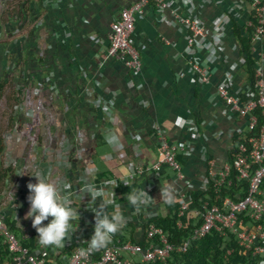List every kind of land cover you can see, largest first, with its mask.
Returning a JSON list of instances; mask_svg holds the SVG:
<instances>
[{
    "label": "built area",
    "instance_id": "obj_1",
    "mask_svg": "<svg viewBox=\"0 0 264 264\" xmlns=\"http://www.w3.org/2000/svg\"><path fill=\"white\" fill-rule=\"evenodd\" d=\"M149 3H153L159 11L168 9L172 19L167 20L174 26L184 29L186 44L182 55L187 56L201 83L210 82L215 60L226 58L225 49L235 25L241 26L244 33L251 28L247 35L251 43L250 50L258 57V63L254 69L253 81L248 82L244 88L245 98L242 99L232 91L231 72L225 74L215 89L225 108L244 120L242 126L233 125L227 132L231 141L235 136L239 139L234 148L232 161L229 162L227 159L220 169H216L215 158L206 155L205 152L201 157L206 161V167L203 169L198 167L195 177L193 174L190 175L181 160L188 157L194 149L203 152L205 148L199 144L201 133L196 122L182 118L179 127L187 131L182 143L171 141L167 130L157 124L146 130V135L157 141L156 157L151 162L144 163L140 160L142 142L136 140L132 143V158L120 150L119 145L115 146L111 153L100 156L103 161L112 159L124 161L126 172L111 176L101 175V169L89 150L88 139H92L90 134L78 128L70 136L62 130L61 122L55 118L52 102L57 98L59 89L55 85L44 84H39L38 88L25 87L22 90V102L10 107V114L16 117L3 132L5 142L3 167L15 168L14 178L7 180L0 201V245L7 244L12 252L10 264H148L155 260H165L174 250H186L189 240L174 244L160 227L152 222L144 223V219L157 215L159 211H165L157 207L156 194L161 195L162 185L168 186L171 183L179 199L178 215H182L189 207V191L205 190L209 185L216 190L232 172L238 179L246 181V192L241 194L238 191L234 196H218L219 200L213 203L204 201L200 210L202 222L194 227L192 237H202L212 229L220 232L229 229L236 231L240 245L253 254L264 256V225L261 222L244 221L245 216L258 221L264 214V123L256 130L258 117L255 112L257 108L264 114V0H133L121 9L119 17L110 22L105 55L119 60L137 76L141 72L142 59L138 45L133 42L132 34L138 14ZM207 6L212 12L208 22H205L196 11H202ZM164 41L168 42L166 39ZM235 44L238 48L236 41ZM42 46L46 48L47 43L42 42ZM194 52H206V55L199 58L194 56ZM237 61L242 64L243 60L240 57ZM46 79L51 78L46 76ZM129 81V85L133 86L131 79ZM141 102L143 105L148 104L147 101ZM115 106L114 102L108 107L110 120H116ZM65 107L67 108V105ZM245 130L248 132L247 135ZM221 132L218 131L215 135L219 136ZM178 154H181V160L178 159ZM47 158H51L50 163L54 161L58 168V174L49 180L67 181L71 184V191L74 194L72 205L80 212L79 226L70 234L71 238L66 240L64 246L71 247L65 261L61 260L64 247H44L38 244L37 249L30 250L23 246L5 220L8 210L15 225L26 237L31 233H37L32 224L24 225L26 211L22 204L29 203L27 185L29 182H36L33 175L37 172L42 173L41 160ZM167 168L174 172L169 183L165 178L159 179ZM88 169H95L91 179L109 192L112 188L109 182L112 180L120 181L121 177L131 174H134L135 181L150 177L148 183H141L138 187L147 190L154 200L147 208L138 212L131 205L127 208L126 205H129L127 201L117 200L119 192L114 188V202L121 205V210L127 218L125 226L134 225L135 240L118 239L117 242H111L108 247L93 251L84 257L80 255V251L87 248L95 224V213L91 209L93 205L88 203L90 196L85 194L82 200L78 198ZM227 182L230 184L231 180ZM120 184L126 186L122 182ZM113 210L112 205L106 209L109 213ZM240 213H243V216H240ZM47 222L46 220L43 223ZM180 223L178 220L179 225ZM35 237L38 243V233ZM143 241L146 242L145 245L142 244Z\"/></svg>",
    "mask_w": 264,
    "mask_h": 264
},
{
    "label": "crops",
    "instance_id": "obj_2",
    "mask_svg": "<svg viewBox=\"0 0 264 264\" xmlns=\"http://www.w3.org/2000/svg\"><path fill=\"white\" fill-rule=\"evenodd\" d=\"M133 0H58L52 8L60 9L46 19L47 26L40 31L41 41L52 47L50 62L55 64V71L46 76L56 81V88H61L68 101L76 102L77 97L87 93V99L78 113L74 114L77 121L87 130L97 127L98 134L106 141L109 133L118 136V143H99L88 139L89 150L99 167L102 163L110 168L113 175L125 173L126 163L112 159L103 161L100 156L111 153L114 147L125 151L133 157L132 143L142 142L140 160L147 163L156 157L157 141L146 135V130L161 125L167 130L171 141L180 144L187 136V131L179 127L182 118L196 122L200 133V143L205 151L194 149L183 159L187 172L195 177L198 167H206L202 153L215 158V168L220 169L227 160L231 150V138L228 130L231 126H242L244 120L236 113L225 108L223 100L216 94V84L227 72L232 73V91L239 97L244 96V88L248 83L233 36L225 49L226 58H217L213 63V73L209 83H201L193 71L187 56L182 55L186 44L184 29L174 26L167 19H172L168 9L157 10L149 3L138 14L132 39L140 49L142 68L140 74L134 75L122 62L108 57L105 49L108 44L107 33L110 22L119 17L124 6ZM60 2V3H59ZM198 12V16L208 22L212 9L207 6ZM50 31V33H49ZM168 40V42L164 41ZM264 47V44H263ZM206 52H194V56L203 57ZM35 77V76H33ZM133 86H130V80ZM102 93L107 96L99 103L105 114L102 120L99 114L89 110L91 97L88 94ZM64 98V97H63ZM65 99V98H64ZM65 99V100H67ZM141 101H147L143 105ZM65 101V111L72 106ZM115 102L114 115L116 120L109 119L108 107ZM108 117V118H107ZM74 118V119H75ZM222 131L219 136L215 133ZM94 136L91 134L90 138ZM107 142V141H106ZM99 156V157H98ZM51 158L41 160L42 174L48 179L58 174V168ZM99 159V163L97 162ZM100 168V167H99ZM174 172L167 168L159 177L169 183ZM141 179L136 185L148 183L150 177ZM158 181V179H157ZM157 207L166 209L160 194H156ZM23 202L26 211L24 225L32 224L27 217L30 203ZM127 208L130 205H126Z\"/></svg>",
    "mask_w": 264,
    "mask_h": 264
},
{
    "label": "trees",
    "instance_id": "obj_3",
    "mask_svg": "<svg viewBox=\"0 0 264 264\" xmlns=\"http://www.w3.org/2000/svg\"><path fill=\"white\" fill-rule=\"evenodd\" d=\"M54 1L57 2L58 0H0V98L1 95L8 92L14 100L11 107L15 103L22 102V90L25 87L38 88L39 84L57 86L54 79H46L47 74L55 71V64L50 62L49 56L53 49L52 47H55V42L51 48H43L40 36V31L48 27L46 19L51 15V11L55 13L60 10L52 8ZM253 19L255 21V18ZM249 31H251V28L248 29V34ZM247 33H244L238 24L232 30V36L237 43L239 55L243 60L242 69L246 73L248 82H252L258 57L250 50L251 43ZM88 95L91 97L89 102L86 101V104L89 105V110L95 114L97 112L102 120L105 114L101 111L99 103L107 96L102 93ZM63 97L65 99L69 98L67 94L64 95V92L60 88L57 98L52 102L55 118L61 122L62 130L72 136L76 129L82 128L88 134L94 136L92 138L94 141H99L97 142V147L99 143L107 144L97 132L99 127L93 131L87 130L74 116V114L78 113V108H81L87 99V93L86 99L85 94H82V97H77L75 103L71 102L72 106L67 111L64 110L63 104L65 101H69ZM241 98L244 99L245 95ZM71 103L69 102L70 105ZM255 112L258 117L257 130L264 123V114L257 108ZM10 115L11 123L16 116L13 114ZM3 132L0 126V201L3 189L7 185V180L14 178L15 171V168L11 166L3 167V154L5 150ZM247 134L248 132L245 130V135ZM237 141H239L237 136L232 138V149L227 158L229 162L232 161ZM177 157L179 160L182 158L181 154H178ZM181 162L184 163L183 160ZM99 167L101 169V175H113L112 170L106 168L104 164L100 163ZM228 180H231L230 184H228ZM139 181L141 180L137 179L134 181L133 186L137 187L136 185ZM115 188L119 192L117 200L127 201L126 195L131 191V188L127 185L122 186L121 184H118ZM246 189V181L244 179H238L234 175V172H232L216 190L212 185H209L205 190L193 189L189 191V207L182 215H178L179 199L175 195V203L171 205L166 203L165 211H159L157 215L144 219V223L152 222L160 227L169 241L174 244L183 240H189L188 246L184 251L174 250L165 260H155L148 264H264V256L262 254H253L239 244L236 231L228 229L220 232L212 229L202 237H192L194 227L200 225L202 222L200 210L202 209V203L204 201H208L209 203L217 202L219 200L217 199L218 196H234V193L238 191L244 194ZM240 216H243V213H240ZM5 220L7 221L9 229L16 235L23 246L28 247L30 250L37 249L39 243H36V232L26 237L22 233V230L15 225V221L12 219L8 210L7 214H5ZM178 220L181 222L180 225L178 224ZM244 221L245 223L261 222L264 225V214L258 221H254L248 216L244 217ZM133 226V224H128L117 232L112 242H117L118 239L120 241L135 240ZM237 227L238 229L240 228V226ZM145 243V241L142 242L143 245ZM70 248L64 247L61 260H67L70 254ZM11 261L12 252L8 249L7 244H1L0 264H10Z\"/></svg>",
    "mask_w": 264,
    "mask_h": 264
},
{
    "label": "clouds",
    "instance_id": "obj_4",
    "mask_svg": "<svg viewBox=\"0 0 264 264\" xmlns=\"http://www.w3.org/2000/svg\"><path fill=\"white\" fill-rule=\"evenodd\" d=\"M106 141L110 145L118 143V136L109 133ZM95 169H88L85 173V182L80 187L79 199L82 200L85 194L90 196L88 203L93 207L95 213L94 231L91 238L88 239L86 249H81L80 255L87 257L91 252L108 247L112 242L114 235L119 232L126 224L127 218L121 210V205L114 202V188L121 182L131 188L126 195L129 205L136 211L147 208L154 198L143 187H134V174L126 175L120 178V181L112 180L111 192L105 187L98 186L93 182ZM36 182H29L28 201L30 203L27 217L31 218L32 225L38 233V243L44 247L63 248L66 240L70 239L79 226L80 212L78 208L73 207L71 184L67 181L53 182L46 178L40 172L35 175ZM161 199L171 205L176 202L175 190L171 183L161 188ZM97 201L99 204L97 205ZM114 206V210L109 213L106 209ZM51 218V219H49ZM47 223H43L44 221Z\"/></svg>",
    "mask_w": 264,
    "mask_h": 264
},
{
    "label": "rangeland",
    "instance_id": "obj_5",
    "mask_svg": "<svg viewBox=\"0 0 264 264\" xmlns=\"http://www.w3.org/2000/svg\"><path fill=\"white\" fill-rule=\"evenodd\" d=\"M0 12H1V7H0ZM9 93L10 90H8ZM14 100L12 99V96L10 94L4 93L1 95L0 98V126L3 129V131H6L9 127L10 123V107L11 104ZM97 162L99 163V159H97Z\"/></svg>",
    "mask_w": 264,
    "mask_h": 264
}]
</instances>
